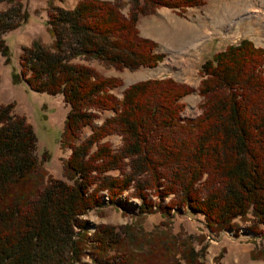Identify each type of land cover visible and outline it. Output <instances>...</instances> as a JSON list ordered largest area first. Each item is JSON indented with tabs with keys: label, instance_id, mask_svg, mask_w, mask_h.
Listing matches in <instances>:
<instances>
[{
	"label": "trees",
	"instance_id": "16d2710c",
	"mask_svg": "<svg viewBox=\"0 0 264 264\" xmlns=\"http://www.w3.org/2000/svg\"><path fill=\"white\" fill-rule=\"evenodd\" d=\"M1 1L10 4L0 9V55L8 63L3 35L27 13L18 0ZM204 1L130 0L123 14V0H76L70 9L47 11L50 46L34 40L21 47L11 77L61 95L68 110L59 140L69 154L63 178L29 186L38 171L35 134L12 103L0 104V264H88L83 255L89 264H129L122 227L98 224L89 232L82 218L102 205L103 194L112 203L129 189L139 217L199 214L209 230L247 217L249 228L264 234V48L241 38L201 62L195 89L171 77L147 78L125 86L119 98L112 93L118 77L80 62L153 68L164 54L139 35L138 17ZM194 90L200 112L182 120L181 98ZM101 111L112 114L94 125ZM85 126L90 131L80 139ZM109 135L119 136L117 148ZM185 250L183 264L200 263L198 251Z\"/></svg>",
	"mask_w": 264,
	"mask_h": 264
},
{
	"label": "rangeland",
	"instance_id": "374dc122",
	"mask_svg": "<svg viewBox=\"0 0 264 264\" xmlns=\"http://www.w3.org/2000/svg\"><path fill=\"white\" fill-rule=\"evenodd\" d=\"M129 1L123 0V14L127 12ZM49 2L18 0L20 11H25L27 17L16 29L3 35L10 50L9 62L5 63L0 55V104L12 103V112L24 116L36 138L38 171L29 176V186L45 183L50 177L63 178V162L69 154V149L59 140L68 110L61 95L31 90L22 79L14 82L11 77L12 71H18L21 47L29 46L34 40L50 46L52 38L45 24L47 11L53 7L70 9L76 0ZM9 6L6 1L0 2V9ZM136 27L140 36L154 41L156 51L164 54L155 67L118 70L94 59L80 61L104 76L118 77L121 85L112 90L117 98L125 86L147 78L171 77L195 89L200 80L201 62L241 38L264 48V0H205L199 6L183 10L160 7L139 16ZM200 101L195 90L183 96L180 118H194L200 112ZM111 114V111L99 112L94 125ZM89 131L90 126L83 127L79 138ZM105 140L112 148L120 145L117 135H109ZM137 203L129 189L112 203L104 200L100 207L82 216L89 232L98 224L123 228L128 237L123 238L121 244L129 254V264H175L176 260L183 264L179 253L183 255L181 250L186 252L188 247L200 253V257L194 258L199 264H264V234L260 231L263 227L260 232H253L247 217L235 219L233 228L209 230L202 216L181 211L171 212L168 217L158 212L139 217L136 215ZM112 253L110 250L106 254ZM89 259L83 255L81 261L89 264Z\"/></svg>",
	"mask_w": 264,
	"mask_h": 264
},
{
	"label": "built area",
	"instance_id": "2783aa9c",
	"mask_svg": "<svg viewBox=\"0 0 264 264\" xmlns=\"http://www.w3.org/2000/svg\"><path fill=\"white\" fill-rule=\"evenodd\" d=\"M102 200H106V196L104 194L102 196Z\"/></svg>",
	"mask_w": 264,
	"mask_h": 264
},
{
	"label": "crops",
	"instance_id": "0c3cea01",
	"mask_svg": "<svg viewBox=\"0 0 264 264\" xmlns=\"http://www.w3.org/2000/svg\"><path fill=\"white\" fill-rule=\"evenodd\" d=\"M197 216H200L199 214H196Z\"/></svg>",
	"mask_w": 264,
	"mask_h": 264
}]
</instances>
